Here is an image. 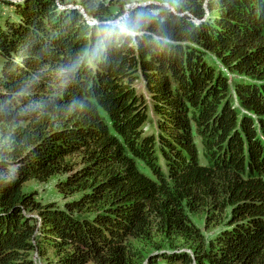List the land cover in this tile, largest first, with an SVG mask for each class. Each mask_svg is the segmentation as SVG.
<instances>
[{
	"label": "trees",
	"instance_id": "1",
	"mask_svg": "<svg viewBox=\"0 0 264 264\" xmlns=\"http://www.w3.org/2000/svg\"><path fill=\"white\" fill-rule=\"evenodd\" d=\"M61 4L0 22V264H264V0H155L95 61L104 3Z\"/></svg>",
	"mask_w": 264,
	"mask_h": 264
},
{
	"label": "rangeland",
	"instance_id": "2",
	"mask_svg": "<svg viewBox=\"0 0 264 264\" xmlns=\"http://www.w3.org/2000/svg\"><path fill=\"white\" fill-rule=\"evenodd\" d=\"M13 1L14 0H0V22H2L4 18L12 17L11 15L13 11L9 7L8 2H13ZM94 2L104 3L107 9V13L104 15V17L106 18L108 16L118 13L121 10L123 0H94ZM61 6L62 8L69 10L73 9L80 12L83 11L80 4V0H62ZM88 23L91 24L92 23L91 20H88ZM228 77H230V75H228ZM134 87L137 93L142 94L145 97V99H148V95L145 92L144 88L142 87L140 81L135 82ZM154 121H155V116L153 115L149 107L148 121H147L148 123L146 124V128H145L146 132L154 131L153 129ZM58 180H59L58 177H53L45 183H40L36 180H30L25 184H23L22 191L24 193L33 194L35 200H37L42 204L55 203L61 206L64 199L56 187ZM190 220L191 223L197 229L200 230L201 234L203 235L206 241L214 240L220 234L224 225L222 219L217 218L214 221H212L209 215H206L205 212L190 215ZM183 251H187V249H183ZM33 258L37 264H41V260L39 259L37 254L33 255Z\"/></svg>",
	"mask_w": 264,
	"mask_h": 264
},
{
	"label": "clouds",
	"instance_id": "3",
	"mask_svg": "<svg viewBox=\"0 0 264 264\" xmlns=\"http://www.w3.org/2000/svg\"><path fill=\"white\" fill-rule=\"evenodd\" d=\"M154 0H123L121 10L103 19L90 17L97 38L90 50L95 61L109 45L127 42L131 44L144 35V27L159 15V8L148 9ZM148 9V10H145Z\"/></svg>",
	"mask_w": 264,
	"mask_h": 264
}]
</instances>
